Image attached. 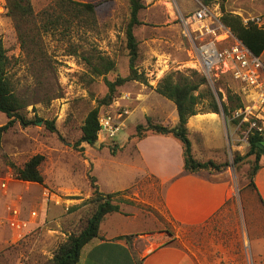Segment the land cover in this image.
<instances>
[{
    "label": "rangeland",
    "instance_id": "1",
    "mask_svg": "<svg viewBox=\"0 0 264 264\" xmlns=\"http://www.w3.org/2000/svg\"><path fill=\"white\" fill-rule=\"evenodd\" d=\"M54 1L29 0V3L35 14L46 8L53 13L56 11ZM72 1L95 4L94 21L87 25L70 18L67 23L43 27L40 17H36L22 23L18 32L7 15L4 1L0 0V41L10 59L8 77L15 94L27 105L26 116L32 121L25 128L15 123L0 139V176L7 181L6 192L0 190V221L3 222L0 223V264H25L26 243L34 237L43 241L42 229L46 228L48 212L63 224L65 237L60 243L70 234L78 233L94 211V206L87 203L91 196V178L97 179L100 192L114 193L128 177V169H118V154L131 147L129 140L136 125H145V117L155 124L170 122L172 111L177 116L174 104L153 91L158 81L169 72L177 82L185 77L196 82L202 77L195 66L194 44L181 37L170 6L173 5L177 14L187 13L197 7L196 0H142L144 9L138 13L141 24L133 32L138 42L136 68L144 75L146 83L127 82L117 88L109 105H100L107 93L105 80L128 75L124 32L129 19V0ZM197 1L207 5L214 14L219 13V18L225 12L240 17L243 24L254 21L264 27V0ZM100 59L112 61L114 69L106 75H96L92 66H100ZM260 60L264 65V52ZM240 88L229 75H221L213 85H201L197 91L202 95L198 113L211 111L209 94L219 106L223 103L235 106V98L228 103L227 96L238 94ZM117 104L129 112L117 136L103 142L97 139L92 147L76 148L74 144L81 135L80 128L88 112L99 106V116L113 111ZM6 121L5 115L0 113V126ZM46 121L53 122V132L47 130ZM245 131L238 130L240 144ZM224 136L218 134L211 139V145L221 146V150L225 148ZM34 155L44 156L39 167L43 184L16 180L15 168H21ZM228 160L231 159L228 157ZM47 193L52 195L46 197ZM127 195L120 193L114 198V204L136 206L135 202L126 200ZM8 206L16 207L24 215L35 211L38 223L43 218L44 226L37 224L27 233L10 229L4 222ZM137 208L159 217L148 206L138 205ZM248 209L251 214L248 228L258 234L262 232L259 213L250 204ZM126 211L132 209L126 208ZM138 218L142 220L136 221L138 227L147 230L153 227L144 216L145 220L140 214ZM241 223L237 214H228L208 233V241L196 244L203 251L200 258L203 264H257ZM45 261L43 258L39 264Z\"/></svg>",
    "mask_w": 264,
    "mask_h": 264
},
{
    "label": "crops",
    "instance_id": "2",
    "mask_svg": "<svg viewBox=\"0 0 264 264\" xmlns=\"http://www.w3.org/2000/svg\"><path fill=\"white\" fill-rule=\"evenodd\" d=\"M176 123L177 116L172 111L171 121L162 125ZM187 129L196 160L228 162L229 166L220 172L188 173L183 168L182 146L177 139L148 133L141 140H135L132 133L131 147L118 154V169H128V177L114 193H128L126 200L135 202L136 206L115 202L119 211L104 218L99 237L82 247L77 264H203L200 259L203 251L196 244L208 241V233L228 214H237L251 254L257 264H264V157L260 158V167L253 176L254 189H251L241 177L247 171L242 170L248 166L236 172L230 163L234 153L242 156L248 149L245 138L242 144L238 143L239 125L231 124L221 112L207 111L190 117ZM218 134L225 135L224 150L211 145V139ZM150 194L153 197L148 198ZM248 204L259 213L262 232L258 234L251 233L248 228L251 221ZM138 205L150 207L160 218L137 208ZM20 213L28 221L25 233L37 224L41 228L46 226L42 229L43 241L34 237L26 243L25 264H39L43 258L50 259L65 237L61 220H55L48 212L43 225V218L38 223V216L34 220L21 210ZM138 214L143 220V216L148 219L153 227L148 230L138 227L136 221H142Z\"/></svg>",
    "mask_w": 264,
    "mask_h": 264
},
{
    "label": "trees",
    "instance_id": "3",
    "mask_svg": "<svg viewBox=\"0 0 264 264\" xmlns=\"http://www.w3.org/2000/svg\"><path fill=\"white\" fill-rule=\"evenodd\" d=\"M4 8L7 15L14 22L16 30L19 32L21 24L29 22L36 17H40L43 27L48 24L67 23V19L73 18L77 21L85 22L87 25L95 19L96 5L92 3H81L72 0H55L53 5L56 7L55 12L48 8L35 14L29 0H3ZM224 1V0H223ZM144 9L142 0H129V19L125 28V49L128 55V75L126 77L116 76L115 80H105L107 93L100 105H109L112 101L118 87L127 82L136 81L145 84L146 79L143 74L138 73L136 61L138 57V42L134 35V28L140 25L138 13ZM56 12H59L56 14ZM63 13V15H62ZM54 15V16H53ZM53 16V17H52ZM79 22V23H82ZM220 22L224 27L230 30L231 34L242 42V44L255 56L260 57L264 52V27H259L254 21L242 23L240 17L223 12ZM85 25V24H84ZM100 66H92L93 72L100 76L106 75L114 69V64L110 60L100 59ZM10 59L7 51L0 41V113L4 114L7 121L0 126V139L8 133L18 123L21 127H28L32 121L26 116V106L15 94L14 89L8 77V67ZM203 77L199 81H193L189 78H181L177 82L172 72L166 73L153 88V91L159 96L172 102L177 113V123L174 126H165L155 124L149 117H145V125L138 124L135 127L133 138L141 140L148 133L172 136L177 139L182 146L183 151V168L188 173H197L200 171L220 172L225 170L229 164L215 163L212 160L200 162L196 160L191 152V143L188 139L187 122L188 119L198 114L197 106L201 94H197L199 87L205 84ZM210 95V110L218 113L220 109L227 116L230 123L237 126L239 119H231L233 112L242 107L240 97L228 94V103L232 98L237 101L235 106L230 104H219L215 98ZM98 113L99 106L90 110L83 120L80 128L81 135L74 144L76 148L85 144L90 147L94 146L98 139ZM47 130L54 131L53 122H45ZM240 128L246 130L248 124H240ZM248 149L244 155L234 153L232 157V166L239 172L242 166H248V169L241 177L248 182V187L254 189L253 176L259 169L260 158L264 157V140L256 129L252 128L245 137ZM44 161V156L34 155L28 159L21 168H15V179L25 183L43 184L44 178L39 170ZM120 193H102L96 186V179L91 178V196L87 203L94 206V211L86 220L85 225L76 234H70L63 242L59 243L50 259L43 264H77L79 254L84 245L91 240L99 237V227L104 218L112 213L119 211V206L114 204V198ZM128 202V201H127ZM129 203V202H128ZM129 238V237H125Z\"/></svg>",
    "mask_w": 264,
    "mask_h": 264
},
{
    "label": "built area",
    "instance_id": "4",
    "mask_svg": "<svg viewBox=\"0 0 264 264\" xmlns=\"http://www.w3.org/2000/svg\"><path fill=\"white\" fill-rule=\"evenodd\" d=\"M196 2L194 10L180 14L170 4L181 37L194 44L196 70L209 85H213L221 75H229L240 84V95H237L242 107L233 112L231 119H239V125L248 124L244 138L254 128L264 140V65L260 57L253 55L222 25L219 13L214 14L207 5ZM123 107L117 104L113 111L98 116V140H111L122 130L129 115ZM0 190H7V181L1 176ZM7 212L4 222L10 229L18 232L27 230L28 221L21 217L19 209L8 206ZM28 216L35 220L38 215L30 211Z\"/></svg>",
    "mask_w": 264,
    "mask_h": 264
}]
</instances>
